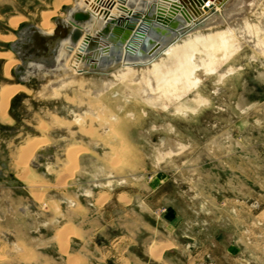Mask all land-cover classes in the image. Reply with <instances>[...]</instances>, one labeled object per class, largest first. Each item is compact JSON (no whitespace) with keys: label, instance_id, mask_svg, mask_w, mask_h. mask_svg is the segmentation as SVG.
<instances>
[{"label":"rangeland","instance_id":"374dc122","mask_svg":"<svg viewBox=\"0 0 264 264\" xmlns=\"http://www.w3.org/2000/svg\"><path fill=\"white\" fill-rule=\"evenodd\" d=\"M54 1L0 0V32L16 35L26 25L41 26L46 13L55 12L51 21L64 15L66 5L55 9ZM18 17V28L7 27L10 18ZM237 18L232 24L238 47L229 56L218 52L217 72L200 69L198 85L181 99L169 98L168 107L164 98L153 103L143 97L144 84L132 75L145 69L135 67H124L132 69L128 77L105 91L98 83L105 77L90 74L59 99L35 98L25 106L14 98L20 118L9 106L12 124H19L22 134H34L39 119L47 122V131L55 132L50 149L55 161L65 156L58 144L64 136L70 143L83 140L88 152L67 184L63 174L51 175L44 165L37 175L42 186L24 184L16 192L26 213L18 219L10 212L0 224V245L9 246L0 264H26L18 256L19 239L33 250L31 264H67L53 235L65 223L77 231L69 251L86 264H264V0L248 15L259 33H250L244 19ZM9 44L0 41V51H8ZM12 58L18 59L14 53ZM197 60L209 62L205 52ZM5 61L0 59L1 76ZM7 82H17L12 71L10 79H0ZM37 85L34 79L28 92ZM74 109L87 116V126L95 130L91 136L77 133ZM62 127L65 135L59 134ZM173 144L179 148L166 154ZM6 153L17 175V154ZM40 189L48 192L46 210L34 201ZM58 208L61 214L55 217ZM150 245L161 255L153 256Z\"/></svg>","mask_w":264,"mask_h":264},{"label":"bare ground","instance_id":"6f19581e","mask_svg":"<svg viewBox=\"0 0 264 264\" xmlns=\"http://www.w3.org/2000/svg\"><path fill=\"white\" fill-rule=\"evenodd\" d=\"M130 1L131 0H55V9H58L62 5H66L65 8L73 7L76 11L80 9L82 12L90 14V19L83 26L82 36L78 42L73 43L69 38L61 39L57 45L53 47L54 58L48 63L40 62L36 64L38 69L36 78L40 79L41 83L40 87L35 91V94H32L31 99L33 96L38 100L59 99L61 92L70 91L72 87H77L80 82H86L84 79L90 74H99L105 77L104 80L101 79L98 81L99 90L105 91L118 81L128 77L129 71H132V69L124 67H135L136 69H145L142 73L135 72L132 75L135 82L144 84L142 90L143 97H145L147 101L153 103L164 98V106L168 107L169 104L166 101L169 98L181 99L183 94L189 93L198 85L201 80L198 76L200 69L204 68L211 73L217 72L216 57L218 52L224 51V56H229L233 53L234 49L238 47V43L236 42L238 39L237 33L234 28L235 25L233 26L232 24L233 18H240L241 16V18L244 19L245 26L252 34L255 30L258 33L261 31L260 29H255L248 20V15L253 12L261 0H156L150 3L146 1L144 2V6L147 5L146 7L148 8L150 4L149 8L152 6L155 7L156 14L152 21L145 19L144 15H140L139 9L143 7L142 0H134L135 2L133 4L135 6L132 5ZM54 13L50 12L44 14L41 26L37 24L34 25H37L45 32L50 34L54 33L57 27L55 19H66L67 12L65 10L64 15H58L51 21L49 18ZM135 15L138 16V21L133 24L131 35L124 42L125 44L122 50L123 59L120 62H114L109 65L107 62H104L103 59L110 52L112 42L106 39L100 40L96 38L100 37L99 35L103 27L112 20H119L122 17L130 18ZM175 18H180L181 21L184 22V24H182L184 29H176V39L162 46L151 58H139L138 60L136 59L137 61H132L134 59L129 56L135 54L147 39L152 23H158L166 29L170 28L171 20ZM21 20L22 17L10 18L7 22V27L14 30L18 28L17 26ZM222 24L227 25L226 29L213 30V28ZM204 28H208L210 32L203 33L202 29ZM18 31L20 30L18 29L15 31L16 35H5L0 32V41H7L8 43L15 41L18 39ZM258 37L259 40H261L262 37L260 35H258ZM92 40L98 42L94 50L96 52L90 48ZM263 47L257 48L260 50ZM203 52L208 56L209 62H206V60L202 62L198 61L199 59L197 60V55ZM13 53L11 49L8 51H0V59H6L3 68L5 77L9 79L11 78V71H13V68L21 63L19 59L12 58ZM111 73H114V78L109 76ZM223 74H221L222 77L224 76ZM28 89H30L28 86L21 83H1L0 117L2 120L9 118L8 108L13 97L20 92L31 94L32 90L28 92ZM67 99L70 98L67 96ZM197 100L199 101L200 98H195L194 102L196 103ZM70 102L73 103V100L70 99ZM73 113L75 114V121L73 122L79 127L77 133H82L87 137L91 136L95 130L93 126H87V116L84 115V113L76 112L75 109L71 111V114ZM99 116L102 117L98 114V118ZM37 129L41 135H29L27 139H25V142L18 148L16 155L18 157L17 166L19 167L18 177L20 180L22 179L25 181L31 189L38 184L36 183V179L40 177L39 174V177H37L38 172L35 173L32 167L29 166L30 162L33 161L31 160L32 156H36L34 153L37 150H40L42 147H47L50 144L48 141L47 122L40 121ZM84 143L83 140L79 142H69L66 147L65 158L58 159L56 165L48 167L49 172L56 176H61L63 174L64 184H67V181L72 179L76 173L80 156L88 152L85 146L86 144ZM178 148L176 144H173L170 146V151L166 152V154H171ZM160 151H162V149H160ZM61 180L60 182L63 183ZM38 185H41V183ZM52 187H54L53 184ZM40 190L39 194H37L38 192L36 194L33 193V197H35L34 201H37L38 204H41L42 208L44 207L46 210L47 203L44 199V195L47 192L43 193L45 189H43V191L41 190L42 192ZM80 209L81 207L77 208L79 211ZM24 213H26V211ZM60 214L61 210L58 208L55 217H60ZM54 233L55 243L61 252L62 258L66 260V263L83 264L84 260L80 254L71 253L69 251L70 239L73 235L77 234L74 225L68 223L61 224V226L55 229ZM16 244L18 247L22 248L18 253L19 259L23 260L26 264L34 262L32 259L33 250H30L29 247L26 248L24 242L20 239ZM8 250L9 246L0 245V261H2L3 258L6 259L5 253H7ZM149 250L155 257L160 256L162 253V250L160 251V248L156 245H150Z\"/></svg>","mask_w":264,"mask_h":264},{"label":"water","instance_id":"95a60500","mask_svg":"<svg viewBox=\"0 0 264 264\" xmlns=\"http://www.w3.org/2000/svg\"><path fill=\"white\" fill-rule=\"evenodd\" d=\"M146 1L150 3L156 0H142L143 7L139 9L140 15H144L145 19L152 21L156 14L155 7L152 6L149 8V4L147 8V5L144 6V2ZM130 2L134 5L133 3L135 1L131 0ZM65 10L67 12V18L55 19L57 27L52 34L41 30L34 24L26 25L18 31V39L10 43V48L21 61V63L16 65L13 69L19 79L28 80L29 76H36L38 73L36 64L40 62L48 63L51 61L52 58H54L53 47L57 45L61 39L69 38L73 43L80 40L83 32L82 28L89 21L90 14L82 12L80 9L76 11L73 7H67ZM137 15L130 18L122 17L119 20H112L103 27L99 35L100 37L96 39H106L112 42L110 52L103 59L104 62L110 65L114 62H120L123 59V45L131 35L133 24L138 21ZM182 24H184V22H182L180 18L172 19L169 26L170 28H166V30L162 25L153 22L147 39L139 47L138 51L133 55L131 54L129 57L134 59L132 61H137L139 58H151L162 46L176 39V29H184ZM97 44L98 42L92 40L90 45L91 50L94 51ZM10 176L12 177V175Z\"/></svg>","mask_w":264,"mask_h":264},{"label":"flooded vegetation","instance_id":"af4514ba","mask_svg":"<svg viewBox=\"0 0 264 264\" xmlns=\"http://www.w3.org/2000/svg\"><path fill=\"white\" fill-rule=\"evenodd\" d=\"M9 49H11V48H9ZM12 74L16 77V80H17V82H14V83H21V84H25L26 86H28V85H31V83H32V81L34 79H36L37 82H38V85L34 88L35 90L31 89L32 90V93L31 94H28V93L25 94V92H20V93L16 94L13 97V99L10 102L11 109H10V107H9V109H10V112L11 113H14V111H15L14 110V104H13L14 98L20 99V101L23 102V104L25 106H27V105H33L34 102H37V100L35 99V96H33L32 99H31V96H32V94H35V91L38 89V87H39V85H40L41 82H40V79L36 78V76H33V75L32 76H29V79L28 80H21V79H19L16 76V73H15L14 70L12 71ZM3 83H5V82H3ZM7 83H12V82H7ZM0 89H1V83H0ZM46 107H50V106L49 105H46ZM9 109H8V114H9ZM40 110H42V109H40ZM42 112L45 115V112L46 111L45 110H42ZM13 115H14V117H16L18 119L20 118V115L17 116V112H15ZM21 117H22V115H21ZM43 117H45V120L46 121H48L49 123L52 124V122H51L52 120H51V117L49 115H45ZM3 121L6 122V123H2ZM13 121H14L13 120V117L10 114H9V118L8 119H3L2 120V118L0 117V179L12 181V183H15L17 186L19 185L21 188L24 189L25 188L24 184L26 186H28V187H30V186L25 181H23L22 179L20 180V178L18 177V173H19L18 171L19 170H17V168H16L17 175H15L13 172H11V171L8 170V168L10 167V162L8 160V157L6 156V154H7L6 152H7V150L12 149V150H14V153L17 154L18 148L25 142V139H27V137L29 135H39L40 136L41 134H40V132L37 129V127L39 125V122H40V119H39V122L37 124L35 123L36 124V127H35V133L34 134H33V132H26L25 134H22L23 130H21L20 125L19 124H12ZM27 129H30L32 131L34 130V128H32V127H30L28 125H27ZM66 131H67V128L66 127L59 128V134L61 132H63L64 133L63 135H65ZM54 133L55 132H52L51 130L48 132V135L50 136V139H51L50 144L47 147H42L39 150L40 152L39 151L37 152L35 158L33 157V159H32L33 161L30 162V166H32L33 168H35L36 169V173L38 172L39 175H41V174H40V171L38 170V168L39 167L41 168L44 165H45V167L47 169V173H49L51 175H55V174L50 173L49 170H48L49 169L48 167H50L52 165L54 166L57 163V161H55V156L50 151V149L52 148V146L54 144V140H55ZM5 138H7V139H5ZM8 139H12V140H8ZM67 139L68 138L66 136H64L63 139L61 138V140H63L64 142L67 141L69 143L70 141H68L69 139L68 140ZM61 140H59L60 142H58L60 148L56 146V149L58 150V148H59L61 150L60 153L62 152L65 155V151H66V147H67L68 143L65 144V146H64L61 143ZM44 151L46 153H44ZM64 158H65V156H63V157L61 156L59 159H64ZM10 175H12V177ZM39 181H40V179L37 178L36 179V183H38ZM36 185H38V184H36ZM47 193H46V195H47ZM46 195H45V199L48 198V197H46ZM35 202H37V201H35ZM25 211L26 210H24V212Z\"/></svg>","mask_w":264,"mask_h":264},{"label":"crops","instance_id":"0c3cea01","mask_svg":"<svg viewBox=\"0 0 264 264\" xmlns=\"http://www.w3.org/2000/svg\"><path fill=\"white\" fill-rule=\"evenodd\" d=\"M2 72L3 75H0V79L2 77L7 79L4 74V69ZM8 170L13 172L10 167L8 168ZM21 189L23 188H21L19 185L17 186L15 183H12V181L0 179V224L6 221L10 212L11 214L15 213L18 219L20 216L22 217L24 215V201L21 202V199L16 197V192L20 191ZM1 234L2 233H0V237L2 236Z\"/></svg>","mask_w":264,"mask_h":264}]
</instances>
